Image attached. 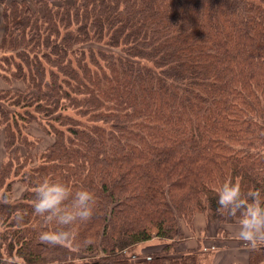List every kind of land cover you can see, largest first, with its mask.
Instances as JSON below:
<instances>
[{
  "label": "trees",
  "instance_id": "16d2710c",
  "mask_svg": "<svg viewBox=\"0 0 264 264\" xmlns=\"http://www.w3.org/2000/svg\"><path fill=\"white\" fill-rule=\"evenodd\" d=\"M0 3V263L206 264L205 241L234 238L240 219L221 215L220 186L264 200V0ZM45 180L97 200L64 246L39 240L57 227L33 209ZM197 213L200 232L219 225L184 250ZM154 236L161 251H133ZM248 264H264V247Z\"/></svg>",
  "mask_w": 264,
  "mask_h": 264
},
{
  "label": "clouds",
  "instance_id": "9594fccd",
  "mask_svg": "<svg viewBox=\"0 0 264 264\" xmlns=\"http://www.w3.org/2000/svg\"><path fill=\"white\" fill-rule=\"evenodd\" d=\"M3 203H9L6 197H0ZM97 204L95 194L81 189L73 193L72 189L61 182L43 181L35 189L34 212L44 218L45 223H55L52 231H43L39 240L51 247L64 246L75 240L73 225L89 221ZM218 210L221 215L237 216L239 240L253 251L264 247V200L258 191L242 193L238 182L226 181L218 189ZM22 219V215L20 216ZM91 239L84 246L93 244Z\"/></svg>",
  "mask_w": 264,
  "mask_h": 264
},
{
  "label": "rangeland",
  "instance_id": "374dc122",
  "mask_svg": "<svg viewBox=\"0 0 264 264\" xmlns=\"http://www.w3.org/2000/svg\"><path fill=\"white\" fill-rule=\"evenodd\" d=\"M4 19H3V17H2V4L0 3V43H1V41H2V35H3V28H4ZM7 54H9V53H7ZM3 51L0 49V58H1V56L3 57ZM11 85L10 84H8L7 82H5V80H4V77H3V75L0 73V89H3V88H9ZM15 86H18V87H22V85H21V83H19V82H15L14 83V88H15ZM29 131L31 132V133H33L34 135H37V136H42V137H46V136H44V134H43V132L40 130V128H39V126L36 124V123H32V125L30 126V128H29ZM51 143V138L50 137H46L45 139H44V141H42L41 142V144L39 145V147L40 148H43V147H45L48 143ZM6 155H7V153H6V151H5V148H4V145H3V138H2V134L0 133V163L1 162H4V160H6ZM13 196H14V198H18V197H21V195H22V193H23V191H24V189H25V187H24V185L22 184V183H20L19 181H14V183H13ZM198 214V213H197ZM196 214V215H197ZM196 215H195V217H196ZM207 221V220H206ZM195 222V221H194ZM217 224L218 223H215L214 225L212 224V226H211V230L209 231H196V228H197V226L195 227V228H192V227H189V229H190V231L191 232H193V233H195L196 232V234H198V236H202V237H204V239H205V237L206 238H209L210 239V237H207L206 235L208 234V235H210V234H213V235H215V233H216V226H217ZM226 224V223H225ZM219 225V224H218ZM228 226H229V232H230V234L228 235V237L229 236H232L233 234H235V233H237V231H238V223H236V224H227ZM226 225V226H227ZM187 226V225H186ZM186 226H185V224L184 223H182V227L184 228L185 227V230H186ZM194 226H195V223H194ZM206 226H208V221H207V223H206ZM205 226V227H206ZM204 227V228H205ZM195 230V231H194ZM184 233V232H183ZM233 233V234H232ZM218 236H214V238H212V239H210L208 242L207 241H205L206 243H207V245H215L216 246V248H215V250H214V252L212 253V255L209 257H207V260L205 261L206 262V264H210L212 261H213V258H214V255H215V253H216V251H218V250H222V248H228L229 246H231L232 247V249H233V254H235L234 256H236L237 258L239 257H242V259H247V257H249V252H250V249L246 246V244L243 242V241H241V240H239L238 239V237H236V238H231V237H229V238H221V237H219V238H217ZM233 240V241H232ZM165 241V239H160L159 237H153L152 239H150V240H146V241H144V242H140V243H138V244H136L135 246H134V249H133V251L136 249V248H139V245H141V244H152V246H154L156 243H162V242H164ZM164 244H162L161 246H163ZM147 249H149V250H151L150 249V247H146L145 248V250H147ZM149 250H147V251H149ZM220 250V251H221ZM224 251V250H223ZM219 252V251H218ZM142 254V253H141ZM220 254V253H219ZM8 260L6 261V263H11L12 262V260L10 259V258H8V257H6ZM234 258V257H233ZM73 261H77L78 262V264H85L84 262H85V258L84 257H78L77 259H75V260H73ZM21 262V261H20ZM1 264V263H0ZM3 264H5L4 262H3ZM20 264H22V262L20 263ZM45 264H56V261H53V262H47V263H45Z\"/></svg>",
  "mask_w": 264,
  "mask_h": 264
},
{
  "label": "crops",
  "instance_id": "0c3cea01",
  "mask_svg": "<svg viewBox=\"0 0 264 264\" xmlns=\"http://www.w3.org/2000/svg\"><path fill=\"white\" fill-rule=\"evenodd\" d=\"M206 220L207 219L203 213H198L196 215L195 220H194L195 221L194 222L195 223L194 228L197 226V228H196L197 232L206 226V223H207ZM182 231L184 232L185 235H187V239H185V241L182 242V244H181L184 246L183 249L186 250L189 248H197L198 242H197V237H196L195 233L191 232L188 226H186V230H185V227L184 228L182 227ZM197 236H198V234H197ZM232 237L236 238L237 237L236 233L233 234ZM162 244H164V242H162V243L158 242L154 246H152V244H141V245H139V248H136L134 251L136 254L155 253V252H159L162 250V248H163V246H161ZM146 247H150L151 250H149V249H147L149 251L145 250ZM220 250H218L219 252L216 251L214 258H213V261L210 264H248L249 257H247V259H242V257L237 258L236 256H234L235 254H233V252H232L233 249L231 246H229L228 248L227 247L222 248L221 251Z\"/></svg>",
  "mask_w": 264,
  "mask_h": 264
}]
</instances>
